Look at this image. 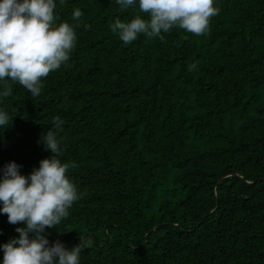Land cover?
Instances as JSON below:
<instances>
[{
    "label": "trees",
    "instance_id": "1",
    "mask_svg": "<svg viewBox=\"0 0 264 264\" xmlns=\"http://www.w3.org/2000/svg\"><path fill=\"white\" fill-rule=\"evenodd\" d=\"M55 3L76 32L69 59L37 97L0 81L12 89L0 96V179L13 161L29 176L51 157L42 134L63 121L59 158L76 164L82 195L44 230L50 244L90 239L79 264H264V0H214L206 34L173 27L131 44L111 25L132 7ZM20 227L0 211V264Z\"/></svg>",
    "mask_w": 264,
    "mask_h": 264
},
{
    "label": "clouds",
    "instance_id": "2",
    "mask_svg": "<svg viewBox=\"0 0 264 264\" xmlns=\"http://www.w3.org/2000/svg\"><path fill=\"white\" fill-rule=\"evenodd\" d=\"M116 2L124 10L133 8L134 18H117L111 25V31L125 44L141 33L162 40L161 33L173 27L204 35L210 18L219 12L214 0H139L138 10L136 0ZM55 8V0H0V81L9 78L18 82L32 97L41 94L42 78L66 62L75 46L74 27L67 21L57 24ZM81 16V10L75 9L73 18ZM195 68V64L190 65V70ZM11 94V86L6 85L0 96ZM8 124L9 116L0 111V126ZM62 124L56 116L52 129L42 134L46 149L53 155L42 159L29 176L22 175L14 161L4 169L0 211L7 214L9 223H26L27 227L17 228L19 237L2 245L3 264H79L80 253L92 243L80 235V243L69 250L59 240L50 244L44 235L46 228L58 227L69 216L68 209L82 195L67 175L76 164L62 163L59 158L62 151L54 128L60 129Z\"/></svg>",
    "mask_w": 264,
    "mask_h": 264
}]
</instances>
